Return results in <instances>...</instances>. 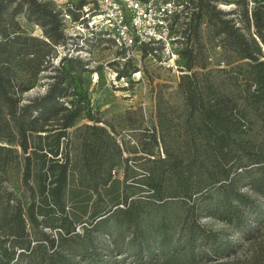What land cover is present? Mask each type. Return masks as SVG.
Here are the masks:
<instances>
[{
	"label": "trees",
	"instance_id": "trees-1",
	"mask_svg": "<svg viewBox=\"0 0 264 264\" xmlns=\"http://www.w3.org/2000/svg\"><path fill=\"white\" fill-rule=\"evenodd\" d=\"M176 3L168 35L185 60L182 108L159 104L144 156L129 157L94 110L93 70L62 10L0 0V264H264V0ZM86 4L64 6L78 22ZM206 31L227 66L240 62L226 78L208 70ZM135 53L158 52L145 41Z\"/></svg>",
	"mask_w": 264,
	"mask_h": 264
},
{
	"label": "rangeland",
	"instance_id": "rangeland-1",
	"mask_svg": "<svg viewBox=\"0 0 264 264\" xmlns=\"http://www.w3.org/2000/svg\"><path fill=\"white\" fill-rule=\"evenodd\" d=\"M48 1L54 2L58 8L57 0ZM173 1L176 3L178 0ZM219 7L231 10L234 5L220 2ZM23 24L29 32L37 36L41 35L40 28L30 27L24 21ZM69 33L78 34L75 40L70 41L79 44L78 52L74 53L85 58L93 70L87 78L90 82H88V88L94 110L113 125L127 156H144L141 152V136L156 121L157 106L162 104V106L173 105L176 108H182V94L178 89V84L185 67V60L179 54V45L170 43L169 46L164 47V45L157 44L158 53L156 55L138 53L133 55L126 49L122 50L110 39L108 41V38L102 37L100 34L103 33L99 28L94 30L82 28V30H71ZM85 38L91 40L87 43ZM204 41L208 56V70H212L213 77L216 79L226 78L223 71L229 70L240 62L227 66L231 59L230 55L223 50L218 41H213L209 37L207 31L204 32ZM72 47L74 45L70 43L69 49L75 50ZM66 51L67 49L60 50L62 55ZM58 60L59 58H56L55 63ZM128 61L130 63L127 64ZM129 65L136 68L133 75L129 79H118L119 71L129 69ZM36 90H42V88L34 89L30 94L35 93ZM140 170L136 169L137 174H141ZM9 186L10 190L22 192L20 176L17 172L11 173ZM203 223L214 229L222 227L220 223L210 219H204ZM243 251V248L240 249L238 256H244Z\"/></svg>",
	"mask_w": 264,
	"mask_h": 264
},
{
	"label": "built area",
	"instance_id": "built-area-1",
	"mask_svg": "<svg viewBox=\"0 0 264 264\" xmlns=\"http://www.w3.org/2000/svg\"><path fill=\"white\" fill-rule=\"evenodd\" d=\"M56 1V0H53ZM83 7L84 15L73 21L64 6L66 1H59L62 10L64 32L68 37H76L77 33L69 31L81 29V22L87 21L88 30L99 28L109 32L115 44L125 48L134 55V48L145 41L154 44L169 42V20L177 11L173 0H87ZM72 8V6H70ZM97 20V21H96ZM62 49V48H61Z\"/></svg>",
	"mask_w": 264,
	"mask_h": 264
},
{
	"label": "crops",
	"instance_id": "crops-1",
	"mask_svg": "<svg viewBox=\"0 0 264 264\" xmlns=\"http://www.w3.org/2000/svg\"><path fill=\"white\" fill-rule=\"evenodd\" d=\"M59 1H66V0H59Z\"/></svg>",
	"mask_w": 264,
	"mask_h": 264
},
{
	"label": "bare ground",
	"instance_id": "bare-ground-1",
	"mask_svg": "<svg viewBox=\"0 0 264 264\" xmlns=\"http://www.w3.org/2000/svg\"><path fill=\"white\" fill-rule=\"evenodd\" d=\"M97 21V20H96Z\"/></svg>",
	"mask_w": 264,
	"mask_h": 264
}]
</instances>
